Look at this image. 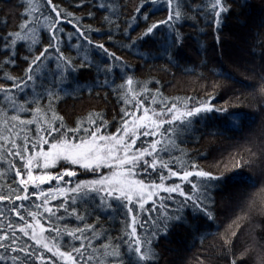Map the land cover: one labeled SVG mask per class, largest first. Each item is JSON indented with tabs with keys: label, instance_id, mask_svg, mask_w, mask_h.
Returning a JSON list of instances; mask_svg holds the SVG:
<instances>
[{
	"label": "trees",
	"instance_id": "16d2710c",
	"mask_svg": "<svg viewBox=\"0 0 264 264\" xmlns=\"http://www.w3.org/2000/svg\"><path fill=\"white\" fill-rule=\"evenodd\" d=\"M226 11L220 17L217 25L215 13L210 11L212 0H183V19L176 25L181 39L175 40V33L171 32L167 25H161L153 35L145 40L138 41L135 47H129L131 42L141 36L149 25L159 20H165L168 16L166 0H156L155 4L149 3L140 14L136 8L144 3V0H52L59 8L71 13L75 19L72 23L62 22L64 29V43L61 45L65 56L75 60V66L79 68L84 59L91 67L81 68L73 73L69 79L70 83L62 85L63 91L59 93V99L53 100L55 113L63 117L68 128H75L78 121L88 124L90 114H101V118L107 122V130L101 129L102 134L116 133L121 123V109L125 108L122 98L114 88L124 84L129 76L140 82L136 87L141 92L145 82L152 93H159L167 100H177L188 103L191 107L199 106L198 102L204 101L214 111L203 113L193 118L192 129L180 135L176 142L179 150L171 152L172 157H182L188 163H194L198 169L186 168L185 170H203L214 175H229L237 161L246 162L244 167L238 170L237 178H229L216 186L212 193L214 197L213 206L210 211L213 219L202 212H196L191 206L181 212L175 211L180 208L182 197L172 194L176 202L166 201L171 209L170 215H180L179 222H171L168 225L167 234L164 235L165 226L159 225V238L154 240V250L158 253L154 264H262L264 262V0H222ZM37 3L46 5L35 13L39 21L43 22L44 16L52 15L47 0H37ZM83 4V7L77 5ZM99 4H105L100 8ZM114 7L111 12L109 7ZM27 5L25 0H0V37L19 30V25L27 19L22 13ZM200 8L201 11H194ZM144 12H150L147 20ZM42 13V14H41ZM91 14V15H90ZM115 23H106L105 18ZM62 19L66 20L67 17ZM79 23L85 32L91 29L89 34L92 45L103 43L110 53H115L119 61H114L105 56L99 49L87 44L86 41L75 38L68 41L69 33H75V25ZM111 36V39L109 38ZM48 33L42 32L41 43L30 54L24 42H18L17 57L15 64H5L10 53L4 52V42L0 39V85L11 87V82L5 77L12 76L21 79L25 77V70L32 55L39 54L48 44ZM84 45L79 51L77 44ZM53 56L55 54H52ZM28 57V60L21 59ZM80 57V59H77ZM171 57V59H169ZM128 65L127 71H122L123 65ZM115 67L114 73L107 77L103 69ZM52 68H55L53 61ZM52 79L47 75V81ZM105 79L109 84L104 87ZM114 81V83H113ZM157 81L159 83H157ZM99 83L100 86H96ZM78 85L80 87H78ZM82 87V91L80 88ZM23 97H21V100ZM160 97H157L159 101ZM151 97H147L145 107L161 110L159 103L152 105ZM47 104V99L43 101ZM3 95L0 94V108L4 107ZM171 107V103H168ZM182 106L178 104V107ZM128 110L135 111L129 106ZM14 113L9 111V115ZM143 112H140V115ZM49 118L51 112L48 113ZM21 118L30 119V114H21ZM167 120V119H166ZM0 127L3 124L0 123ZM35 129V125L31 126ZM5 137L9 134L3 133ZM71 139V137H70ZM160 139V137H157ZM0 193L7 194L8 188L14 183L13 175L15 169L9 170L8 162L13 159L8 152L11 146L0 142ZM46 147V146H45ZM186 154V155H184ZM164 160L168 155L161 154ZM19 166V165H18ZM179 165H177L178 167ZM69 170L77 171V177L70 180L71 186L80 180H91V173L81 175L79 166H72ZM175 170V168L173 169ZM64 171V167L58 164L51 169L52 175ZM106 171V170H105ZM36 173L39 171L34 170ZM167 179L164 184L172 182L167 170H164ZM160 174L151 176L152 182L159 184ZM192 183L198 178L191 177ZM182 184L184 190L191 194V184L181 183L175 180L174 184ZM55 180L45 182L40 190L47 192L49 188H56ZM59 187H69V178H64V183ZM30 199L23 204L30 211H37L35 204L42 207L40 220L45 229L51 228L47 214L44 213L42 199L31 195ZM20 194H23L21 192ZM67 203L71 204L72 193L66 191ZM168 193L159 192L154 197L158 206L161 199ZM16 203L18 208L20 202L9 200L7 204L0 202V236H11L15 231L18 237L17 244L27 242L28 251L35 249L34 264H66L59 256L53 253L56 247L61 251H72L73 247H79L81 241L69 242L67 231L83 229L86 225H96L99 233L106 230L104 238L93 239L92 233H84L85 240H92V247L100 248L109 242V237H123L125 234V223H131V217L125 214V209L111 213L104 212L99 207V200L87 203L81 202L77 208L78 213L84 216L83 223L75 218L69 217L63 209L58 213L65 216V221L60 227L64 230V237L57 241L53 239L55 233L45 232V242L53 247V252H48L41 245H36L29 236L20 233L19 228L23 221L15 212L11 211V205ZM65 203L64 196L57 194L56 199L49 200L48 207L55 211L59 204ZM152 201H148L145 210L141 213L138 205L135 206L137 220L148 217V209L152 208ZM71 211V208H69ZM29 223H34L26 212H22ZM157 214L152 213L155 218ZM99 217V220H97ZM12 224V229L8 228ZM67 228L64 229V225ZM30 231V230H29ZM130 232V229H128ZM143 235V230L138 229ZM227 241V243H226ZM9 245L7 253L0 249V255L6 259L0 264H12L11 257L16 254L12 252L10 240L0 241ZM89 247L84 255L87 257L92 253ZM126 251V249H125ZM20 257L24 253H18ZM77 258H79V255ZM99 256L97 252L93 254ZM42 257V258H41ZM93 264H99L94 260ZM105 264H120L119 261L109 259Z\"/></svg>",
	"mask_w": 264,
	"mask_h": 264
},
{
	"label": "snow or ice",
	"instance_id": "6c2138e0",
	"mask_svg": "<svg viewBox=\"0 0 264 264\" xmlns=\"http://www.w3.org/2000/svg\"><path fill=\"white\" fill-rule=\"evenodd\" d=\"M25 2L27 7L22 15L27 19L19 25L18 31L0 37L4 42L3 51L10 53L4 63L15 64L18 42H24L30 54L41 43L42 32L48 33L49 42L39 54L31 56L28 68L25 70L26 78L6 76L5 78L11 82V87L0 85V94L3 95L5 105L0 108V123L3 124V127H0V142L11 146L8 155H11L13 159L8 162L9 170L15 169L14 183L8 188L7 194L0 193V202L7 204L9 200L13 199L20 202L19 208L16 203L11 205V211L15 212L24 222L19 228L20 233L29 236L36 245H41L48 252H53L55 245L50 246L45 242L47 240L45 232L55 233L53 239L57 241L64 237V230L61 229L60 224L65 221V216L58 214L61 209L69 217L75 215V218L83 223L85 217L77 211L81 202L87 203L89 200L95 202L98 198L100 209L107 213L123 208L125 214L131 217V223L124 221L127 240L123 237H109V242L101 245L100 248L92 247V240H85L84 233L90 231L93 239H102L106 230L102 229L97 233L96 225H86L83 229L67 231L69 242L81 241L79 247H73L72 251H61L60 247L64 246L61 244L60 247H56L53 255L61 257L66 261V264H93L94 260H98L99 264H105L109 259L119 261L120 264H154L158 253L154 250L153 244L160 235L159 225L164 224L163 234L166 235L168 225L182 219L180 215L169 214L171 209L166 201L176 202V198L172 194L183 198L180 208L175 211L181 212L191 206L194 211L204 213L211 220L213 213L209 209L214 203L212 193L216 190V186L229 178H237L238 170L244 167L246 162L237 161L233 166L231 176L214 175L203 170H185L186 168L198 169V166L188 163L182 157L171 156L173 150H179L183 154V150L178 148L176 140L180 135L192 129L193 118L215 109L204 101L198 102L199 106L191 107L179 99L167 100L162 97L159 91L152 93L148 88V82L144 83L141 92H137L135 89L140 86V82L135 81L131 76L124 84L113 89L114 92L119 93L118 98H122L125 105V108L121 109V123L117 127L116 133L102 134L101 129L106 132L108 125L101 118V114H90L86 127L84 121H78L75 128H68L63 117L55 113L53 100L59 99V93L63 91L61 86H66L71 82L69 77L73 73L78 72L81 68L91 67L87 59H84L77 68L75 60L70 56H65L61 47L65 35L61 24L62 22L72 23L75 17L53 4L52 0H47L50 13L55 15L44 16L43 22H41L35 13L46 5L37 3V0H25ZM149 3L155 4L156 0H144V3L136 8V13L143 12ZM166 3L167 18L149 25L141 36L131 42L129 47H135L138 41L153 35L161 25H167L169 30L175 33V40L181 39L179 32L176 31V25L184 18L183 0H166ZM77 6L83 7L84 5ZM98 6L106 7L105 4ZM107 7L111 12H115L114 7ZM201 10L200 8L194 9V11ZM229 10L224 7L222 0H212L210 11L215 13L217 25L220 23L222 14ZM149 15L150 12H144L145 21ZM63 17L68 19L64 20ZM105 22L115 23L107 17ZM91 31L88 29L85 32L77 22L75 33H69L67 39L72 41L74 37L80 38L88 45L99 49L105 56L119 61V57H116L115 53H110L105 44L92 45L89 36ZM109 38L111 39V36ZM75 47L79 51L84 45L78 43ZM21 59L27 61L28 57H21ZM53 61L55 68L51 67ZM127 70L128 65H123L122 71ZM114 71V66L103 69L106 77ZM49 74L52 79L47 81V87H45V80ZM157 83L159 82L157 81ZM108 84V80L105 79L103 86L107 87ZM96 86H100L99 83ZM78 87L80 86L78 85ZM80 90H83L82 87ZM149 96L152 105L160 104L159 112L155 108L145 107V101ZM21 97H23L22 100ZM157 97H160L159 101ZM45 98L47 99L46 105L43 103ZM168 103H171V107L167 106ZM178 104L182 106L178 107ZM129 106L134 107L135 111L128 110ZM9 111L14 114L10 116ZM141 111L143 115H140ZM49 112H51L50 118ZM21 114H30L31 118L23 119ZM164 116H170V119H163ZM32 125H35L34 130ZM5 132L9 134L7 137L3 135ZM0 147H3L2 143H0ZM162 153L168 155L169 159L164 160ZM58 164L64 167V171L52 175L51 169ZM177 165L179 166L177 167ZM72 166H79V169L82 170L79 174L91 173L94 178L80 180L75 187H72L70 180L78 175L77 171L69 170ZM174 168L175 170H173ZM34 170L41 174L34 175ZM164 170H167L168 176L178 177L181 181L190 183L191 194L184 190L182 184L177 183L171 186L164 184V180L167 179ZM156 173L160 174L161 182L159 184L154 181L146 182ZM65 177L69 178L67 190L59 187L64 183ZM191 177L198 178V181L192 183ZM52 180L57 182L56 188H49L46 193L40 190L41 185ZM30 185L32 186L31 195L42 199L44 213L47 214L48 222L51 224L49 229H45L41 224L42 213L39 209L42 205L35 204L37 211H30L29 207L23 204L24 201L30 199ZM66 191L72 193L71 204L67 203ZM161 191L168 193V196L162 198L157 206L154 197L158 196ZM21 192L23 194H20ZM57 194L64 196L65 203L59 204V207L54 211L52 207H48V204L50 198L56 199ZM148 201H152L153 205L148 209V217H142L138 221L135 206L138 205L142 213ZM22 212H26L34 223H29ZM153 212L157 214L155 218L152 217ZM12 227L10 223L8 228L12 229ZM66 228L65 224L64 229ZM138 229L143 230V235L138 233ZM5 240H10L12 245H17L11 249L13 253H16L11 257L12 264H34L31 257L34 256L36 250L33 249L29 252L27 242L18 245L15 231L11 236H0V241ZM8 247L9 245L6 243H0V249H4L5 253H7ZM89 247H92L93 254L99 252L100 255L97 257L90 254L85 257L84 252ZM21 252L24 253L23 257L18 255ZM76 254L79 255V258ZM5 259V255H0V261ZM233 264L236 262L233 261Z\"/></svg>",
	"mask_w": 264,
	"mask_h": 264
},
{
	"label": "rangeland",
	"instance_id": "374dc122",
	"mask_svg": "<svg viewBox=\"0 0 264 264\" xmlns=\"http://www.w3.org/2000/svg\"><path fill=\"white\" fill-rule=\"evenodd\" d=\"M157 112H159V111H157ZM150 114H151V113H150ZM141 115H142V114H141ZM163 119H170V116H164ZM194 171H195V170H194ZM33 174H34V175H39V174H41V173H36V172H34ZM169 178L172 179V182L166 184V185H168V186H171L172 184H174V181H175V180H179L181 183L184 182V181H181L178 177H170V176H169ZM40 187H41V186H40Z\"/></svg>",
	"mask_w": 264,
	"mask_h": 264
}]
</instances>
